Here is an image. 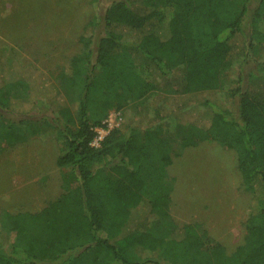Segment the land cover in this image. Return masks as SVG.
<instances>
[{
	"label": "trees",
	"instance_id": "obj_1",
	"mask_svg": "<svg viewBox=\"0 0 264 264\" xmlns=\"http://www.w3.org/2000/svg\"><path fill=\"white\" fill-rule=\"evenodd\" d=\"M263 14L264 0H111L90 21L100 31L84 30L81 51L54 74L0 43V143L57 131L61 169L54 200L3 213L14 238L8 250L0 243V264H264ZM173 71L177 89L158 97L156 112L181 123L183 136L164 147L160 123L145 132L131 123L89 145L109 111L139 105L153 95V73ZM203 141L234 152L251 195L231 253L199 223L173 222L169 193L152 191L164 188L172 154Z\"/></svg>",
	"mask_w": 264,
	"mask_h": 264
},
{
	"label": "rangeland",
	"instance_id": "obj_2",
	"mask_svg": "<svg viewBox=\"0 0 264 264\" xmlns=\"http://www.w3.org/2000/svg\"><path fill=\"white\" fill-rule=\"evenodd\" d=\"M110 2L100 0L95 7L90 0H0V43L8 45L22 64L54 74L81 51L83 44L78 37L84 30L87 34L100 31L99 24L89 25L90 21H98ZM258 29L264 30V14ZM258 42L254 41L255 50ZM237 72L235 65L231 76ZM156 73L152 75L153 95L137 106L130 103L112 109L105 120L113 123L112 113H117L119 125L132 123L142 132L160 123L159 135L165 147L174 134L183 136L185 129L176 119L159 120L156 103L160 95L177 89L174 80L179 78V72L173 71L165 78ZM41 115L50 120L47 108ZM57 136V131L51 129L28 136L13 147L0 143V243L5 250L14 232L3 227V213L39 211L61 193V169L55 165L60 149ZM165 169L164 188L159 183V188L152 191L169 193L173 222L199 223L208 238L221 244L226 253L243 242L251 195L241 183L232 150L214 141L199 142L172 154Z\"/></svg>",
	"mask_w": 264,
	"mask_h": 264
},
{
	"label": "built area",
	"instance_id": "obj_3",
	"mask_svg": "<svg viewBox=\"0 0 264 264\" xmlns=\"http://www.w3.org/2000/svg\"><path fill=\"white\" fill-rule=\"evenodd\" d=\"M112 115H114L115 119L113 123L109 119H106L102 122V126L94 128L95 134L89 143L91 147L98 148L107 132L110 129L119 126L120 122H118V120H120V117H118L117 113H112Z\"/></svg>",
	"mask_w": 264,
	"mask_h": 264
}]
</instances>
